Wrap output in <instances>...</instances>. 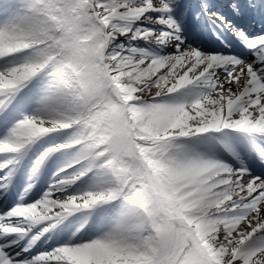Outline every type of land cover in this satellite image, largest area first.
I'll return each instance as SVG.
<instances>
[{"label": "snow or ice", "instance_id": "obj_1", "mask_svg": "<svg viewBox=\"0 0 264 264\" xmlns=\"http://www.w3.org/2000/svg\"><path fill=\"white\" fill-rule=\"evenodd\" d=\"M0 264H264V0H0Z\"/></svg>", "mask_w": 264, "mask_h": 264}]
</instances>
